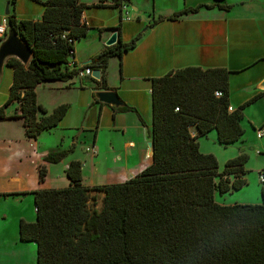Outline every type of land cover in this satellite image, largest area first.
I'll use <instances>...</instances> for the list:
<instances>
[{
  "label": "trees",
  "instance_id": "16d2710c",
  "mask_svg": "<svg viewBox=\"0 0 264 264\" xmlns=\"http://www.w3.org/2000/svg\"><path fill=\"white\" fill-rule=\"evenodd\" d=\"M43 2L41 18L8 14L32 46L33 55L28 63L15 56L7 60L13 67V81L0 117H22L25 133L31 137L58 125L66 115L69 104L62 102L49 111L38 101L37 86L77 75L80 68H71L68 62L76 54V41L91 27L89 20L82 19L87 7L83 0ZM125 3L130 0H99L97 5ZM197 8L161 15L155 21ZM107 27L121 28L120 24ZM140 37L141 32L124 41L120 34L118 42L105 46L82 66L102 69L100 79L88 75L98 88H112L106 73L110 57L122 56ZM230 73L224 66L188 65L152 77V161L136 175L89 185L84 181L83 161L72 159L65 169L69 184L35 189L37 216L34 221L21 219L20 238L37 242V263L264 264V201L225 203L216 198L218 192L247 183L249 153L242 151L227 159L220 170L218 156L203 151L199 141L213 129L225 145L245 134L244 107L257 96L235 107ZM218 89L221 95L216 94ZM15 100L17 110L7 114L5 107ZM94 101L102 102L95 93ZM112 107L138 111L128 103ZM66 152L58 149L44 156L40 181L48 174L47 162L61 161ZM93 190L104 192L101 208L89 206V200L97 196ZM262 192L264 196V187Z\"/></svg>",
  "mask_w": 264,
  "mask_h": 264
},
{
  "label": "rangeland",
  "instance_id": "374dc122",
  "mask_svg": "<svg viewBox=\"0 0 264 264\" xmlns=\"http://www.w3.org/2000/svg\"><path fill=\"white\" fill-rule=\"evenodd\" d=\"M83 1L91 3L94 0ZM168 1L157 0V4L158 6L159 4L163 5ZM145 2L143 1V4ZM135 4L137 5V2H134V4L128 3L123 11L126 20L123 30L126 35H132L137 31L138 26L134 20H137L138 17L145 18V29L160 14V11L156 10L155 5L151 3L150 6H142L143 8L139 9H136ZM90 5L87 8L90 12L89 18H93L92 13L101 12L104 14L108 10L113 13V10H115L116 16L112 19L119 21V8ZM42 7L43 3L39 0H0V20L4 15L7 16V8L10 9V14L17 11L25 18H38L42 15ZM152 11H155V17L151 14ZM127 16L131 19H127ZM104 46L100 41V31L92 29V27L89 28L86 35L75 43V49L78 50L77 56L80 57L81 62L84 57H89L86 55L89 50L96 52ZM119 70L118 57L113 56L109 68V80L114 87L118 86ZM12 81L13 67L6 65L3 79L0 82V106L9 97ZM127 82L139 81L125 79L124 83ZM97 84L90 76L82 77L79 75L68 80L52 79L41 82L37 87L39 102L50 111L62 102L68 103L69 108L58 125L42 131L38 137H28L25 134V126L21 118L14 117L6 120L0 118V133H6L9 138L17 140V145L13 147V150L18 151L19 145H21L23 153L27 152L29 154L27 174L31 172L32 167L35 169L33 160L36 157L40 156L39 160L42 163L45 161L44 156L47 153L58 149L67 152L61 161L47 162L49 170L47 174L48 183L52 180L55 182L57 174L63 170L64 163L72 159L83 161L84 181L87 184L126 180L128 175H136L145 167L146 163L152 161L148 153V142L151 139L152 106L149 107L147 97L144 93H136L138 94V109L142 117L136 110L119 111L115 121L109 105H105L101 110V104L94 101V92L99 89ZM118 92L121 97L124 95V92H120V90ZM18 105L19 102L16 100L7 105L5 107L6 113H13L17 110ZM244 127L246 128L243 137L245 141L240 143L221 144L218 141L217 132L214 130L199 137L203 149L213 150L209 152L218 156L220 170L224 169L227 156L233 149L239 150L243 147L250 155L246 163L248 169L246 174L247 183L240 189L225 193L218 192L216 198L221 202L264 201L262 192L264 182L260 178L258 169L260 164L264 163V157L259 155V150H257L263 138L257 136L253 125L248 123L247 120H244ZM130 140H133V142ZM92 193L97 194V196L89 200V206L92 209L101 208L104 192L93 190ZM35 213V199L32 194H27L21 198L11 196L0 200V264H38L37 242L25 241L20 238L21 219L34 221L36 218Z\"/></svg>",
  "mask_w": 264,
  "mask_h": 264
},
{
  "label": "crops",
  "instance_id": "0c3cea01",
  "mask_svg": "<svg viewBox=\"0 0 264 264\" xmlns=\"http://www.w3.org/2000/svg\"><path fill=\"white\" fill-rule=\"evenodd\" d=\"M39 1L43 3L41 9V13L43 14L45 4L43 1ZM98 1L94 0L91 3L84 1L87 3L85 11L88 18L90 16V12L87 10L89 4L95 7L110 6L119 8L120 10L119 21L114 18L112 19V17L116 16L115 10H113V13L109 10L104 14L101 12L92 13L93 18L90 17L88 19L92 29H98L100 31L102 46L104 44L108 46L106 43L107 39L115 30V28L107 26L120 24L121 28H117L116 30L119 31V36L121 34L124 41L130 40V37L134 36L135 33L138 34L141 32V37L135 47L125 51L122 56L113 55L118 57V65L120 68L118 86L114 87L109 80V68L113 56L110 57L106 72L108 84L112 87L109 89L115 88L118 91L120 90V92H124L122 97L127 100L126 102L128 104L136 106L138 109V94L136 93H144L147 97L149 107L152 106L153 76L162 75L170 70L188 65H201L203 67L224 66L231 70V103L235 107L257 96L244 107L243 125L244 120H247L248 123L253 125L256 133L257 128L264 126V88L260 86V82L264 78V0H221L226 4H231L229 7L219 5L217 2H220V0H169L163 3V5L159 4V6L157 0H153V2L152 0H130V3L133 4L137 2V5L135 4L136 9L143 8L142 6L145 7L150 3L155 5V9L160 11L156 19L161 15L168 16L184 8L198 6L196 10H190L173 19L167 17L157 21L153 19L145 29V18L138 17L137 20H134L138 26L136 28L137 31L132 35L124 34L123 30L124 23H126L123 11L127 7V4L125 3L123 6L108 4L99 6L97 5ZM143 1H146L145 4H143ZM108 2L111 3L112 0H108ZM206 4L212 5L208 6ZM15 13L19 18L24 17L17 11ZM151 14L155 17V11H152ZM5 16L1 19L3 20ZM127 19L131 18L127 16ZM104 27L107 28L102 30ZM104 47H101L96 52L89 50L86 55L92 58L104 49ZM77 53L78 50L76 48L75 59L81 62ZM89 57H84L81 63ZM125 79H134V81L139 82L124 83ZM99 89L108 88L101 87ZM97 103L101 104V110H103L105 105H109L115 121L119 111H129H116L108 103ZM138 113L142 117L139 109ZM0 118L6 120L14 117L8 116ZM18 118H21L23 121L22 117ZM213 130L217 132V129ZM261 138L263 140L257 150H259L258 154L264 157V135ZM16 141L9 138L6 133H0V200L2 198L7 199L11 196L21 198L27 194H32L35 199L34 190L37 188L69 184L70 179L65 170L69 162L64 163L63 170L57 174L55 182L52 180L48 183V175L45 180H39L40 156L33 160L35 169L32 167L31 172L27 174L29 154L27 152L23 153L21 145H19L20 148L18 151H14L13 147L17 145ZM130 141L133 142V140ZM244 141L245 139L242 138L230 144ZM200 144L203 151H213L203 149L202 141H200ZM242 151H245L243 147L239 148V150L233 149L230 151L231 153H229L227 159ZM148 153L152 156L150 149ZM149 163H146L145 167ZM258 169L259 171L264 170V163L260 164ZM131 176L133 174L128 175L127 178ZM88 184L93 185L94 183ZM35 212V216H37L36 202Z\"/></svg>",
  "mask_w": 264,
  "mask_h": 264
},
{
  "label": "water",
  "instance_id": "95a60500",
  "mask_svg": "<svg viewBox=\"0 0 264 264\" xmlns=\"http://www.w3.org/2000/svg\"><path fill=\"white\" fill-rule=\"evenodd\" d=\"M10 9L7 8L6 13L9 14ZM119 40V31L114 30L111 36L107 39V44L112 45L118 42ZM33 55V48L28 43V41L18 32V30L14 27L11 19L7 17V32L6 34L0 38V82L4 76L5 66L7 65V60L10 57H18L24 63H28L31 60ZM92 61V58H89L83 62V64H88ZM92 76L100 79L102 77V69L99 67L93 68ZM260 86L264 88V78L260 82ZM97 98L106 102L112 106H123L127 102L121 97L118 90L113 89H99L95 92ZM149 148L153 152V140H149Z\"/></svg>",
  "mask_w": 264,
  "mask_h": 264
},
{
  "label": "built area",
  "instance_id": "2783aa9c",
  "mask_svg": "<svg viewBox=\"0 0 264 264\" xmlns=\"http://www.w3.org/2000/svg\"><path fill=\"white\" fill-rule=\"evenodd\" d=\"M82 19L84 21L88 22L89 18H88L86 11L83 12ZM6 32H7V16H5L4 19L0 22V37L4 36L6 34ZM73 51L74 50L71 49V52H73ZM68 64L71 68L74 67L75 65L80 68L78 73H77L79 76L85 77L88 75H92L93 68L91 66L82 67L83 65L80 64L75 59V55L70 57ZM216 94L221 95L222 91L220 89H218V90H216ZM176 108L179 109V106H177ZM230 108L233 109V106L231 105ZM257 134L259 137L264 135V126L263 127L260 126L259 128H257ZM260 178L262 181H264V171L260 172Z\"/></svg>",
  "mask_w": 264,
  "mask_h": 264
},
{
  "label": "clouds",
  "instance_id": "9594fccd",
  "mask_svg": "<svg viewBox=\"0 0 264 264\" xmlns=\"http://www.w3.org/2000/svg\"><path fill=\"white\" fill-rule=\"evenodd\" d=\"M8 17V16H7ZM3 37V36H2ZM1 38V37H0ZM75 52H76V50H75ZM80 64H82V65H84L83 63H80ZM88 66V65H87ZM78 75V74H77Z\"/></svg>",
  "mask_w": 264,
  "mask_h": 264
},
{
  "label": "bare ground",
  "instance_id": "6f19581e",
  "mask_svg": "<svg viewBox=\"0 0 264 264\" xmlns=\"http://www.w3.org/2000/svg\"><path fill=\"white\" fill-rule=\"evenodd\" d=\"M149 149H150V148H149ZM150 152L153 153L151 149H150Z\"/></svg>",
  "mask_w": 264,
  "mask_h": 264
}]
</instances>
